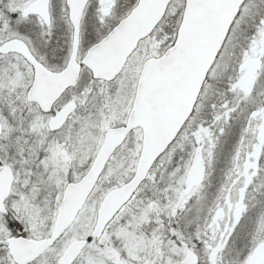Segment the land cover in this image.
Masks as SVG:
<instances>
[{"label": "snow or ice", "instance_id": "1", "mask_svg": "<svg viewBox=\"0 0 264 264\" xmlns=\"http://www.w3.org/2000/svg\"><path fill=\"white\" fill-rule=\"evenodd\" d=\"M0 264H264V0H0Z\"/></svg>", "mask_w": 264, "mask_h": 264}]
</instances>
